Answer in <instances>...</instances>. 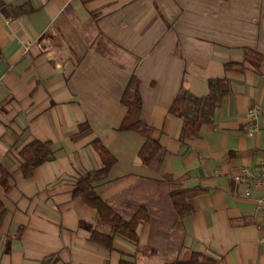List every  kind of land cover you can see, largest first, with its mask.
<instances>
[{"label":"crops","instance_id":"0c3cea01","mask_svg":"<svg viewBox=\"0 0 264 264\" xmlns=\"http://www.w3.org/2000/svg\"><path fill=\"white\" fill-rule=\"evenodd\" d=\"M131 77L160 146L147 165L146 138L119 129ZM222 79L212 124L181 139L174 98ZM100 148L112 163L98 198L123 220L147 215L109 247L94 235L110 226L74 195ZM262 165L264 0H0V264H264ZM190 190L182 218L171 194Z\"/></svg>","mask_w":264,"mask_h":264},{"label":"trees","instance_id":"16d2710c","mask_svg":"<svg viewBox=\"0 0 264 264\" xmlns=\"http://www.w3.org/2000/svg\"><path fill=\"white\" fill-rule=\"evenodd\" d=\"M253 55L256 57V60L258 59L259 61L260 58H258L256 54H249V52L245 53V60L248 61ZM225 68L230 70L232 66L227 64ZM238 68L240 69L241 66H237V69ZM228 93V82L223 79L208 81V93L203 97H196L185 89L181 90L174 98L169 108V113L182 121L180 138H194L203 125H211L215 109L220 105L221 101ZM121 103L126 107L127 111L119 129L133 130L146 138V142L139 152V157L142 163L147 165L160 151V146L150 139L149 128L140 119L141 99L138 92V82L134 77L130 78L122 94ZM37 148L46 152L45 147L37 146ZM100 154L103 161L102 168L88 173L80 179L74 195L81 198L85 204L94 208L98 213L100 221L110 226V235L101 236L102 238L94 235L95 239L100 240L101 243L107 247L110 246L113 234H119L129 240L135 241L136 228L140 223L147 220V215L143 210H139L130 220H123L98 198L94 191L93 183L106 176L112 163V159L101 148ZM25 169L29 170V166ZM196 194V190L171 194L174 208L180 217H186L191 213L188 202L189 199ZM173 264H215V261L210 257L192 253L186 261Z\"/></svg>","mask_w":264,"mask_h":264},{"label":"built area","instance_id":"2783aa9c","mask_svg":"<svg viewBox=\"0 0 264 264\" xmlns=\"http://www.w3.org/2000/svg\"><path fill=\"white\" fill-rule=\"evenodd\" d=\"M254 119H255V114H254V112H251L249 114V121H250V123H252V125L250 126V132L255 130L254 129V125H253ZM250 177H251V175L249 174L248 171L242 170L241 175L235 177V179L238 180V181H241V180L245 181V180L249 179ZM253 179L255 180V185L256 186L264 187V165L260 166L258 176L254 177ZM246 195L249 197L250 196V192L247 191ZM256 203H257V207L259 209H263V207H264V197L258 199L256 201Z\"/></svg>","mask_w":264,"mask_h":264}]
</instances>
